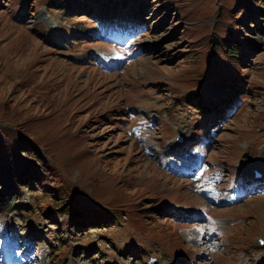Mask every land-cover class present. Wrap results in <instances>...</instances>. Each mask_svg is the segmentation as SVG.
Here are the masks:
<instances>
[{"label":"rangeland","instance_id":"374dc122","mask_svg":"<svg viewBox=\"0 0 264 264\" xmlns=\"http://www.w3.org/2000/svg\"><path fill=\"white\" fill-rule=\"evenodd\" d=\"M246 2L0 0V264H189L201 245L206 264H264V229L248 233L264 197L230 179L239 162L264 169V12L241 38L244 90L220 104L235 67L221 55L241 28L232 11ZM212 106L231 114L206 127L205 155L168 152L174 128L211 136ZM71 211L105 223L71 226Z\"/></svg>","mask_w":264,"mask_h":264},{"label":"trees","instance_id":"16d2710c","mask_svg":"<svg viewBox=\"0 0 264 264\" xmlns=\"http://www.w3.org/2000/svg\"><path fill=\"white\" fill-rule=\"evenodd\" d=\"M247 1L246 4H237L235 7H234V10L232 11V14L238 12V13H241V16H242V20H240V22H238V25L241 26V28H239V32L238 33H234L233 35H231L230 39L226 41V45H225V50L223 52V54L221 55V61L223 62V59H225V63L227 64H232L234 65V72H233V79L232 80H229V82H223V85H227L229 86V91H228V94L223 98L221 99L220 101V104H224V105H228L229 103H231L233 101V99L235 97H237L238 95L242 94L240 93L241 90H244L240 87V84L239 83L240 81L244 82V77H242L243 75L238 73V70L241 68V61L245 59V51H246V48H251L250 45H247L243 42V39L241 38H249V35L245 32V30L248 29V26H250L251 24V27L252 28H258V25H256V20H257V17H259V14H262L264 12V0H245ZM248 5H253V13H254V16L252 15V11L249 10L248 8ZM241 9V10H240ZM251 22V24L248 25V23ZM242 29V32L240 31ZM244 31V32H243ZM236 35H238L236 37ZM231 45L233 47H235L233 50H231ZM254 47H258L259 46V43L257 42L256 44L253 45ZM262 51H260L259 53H261ZM202 73H196L195 75H200ZM194 79H190V83L193 82ZM1 103V102H0ZM2 106H3V109L5 110L7 108V102H2L1 103ZM212 108L215 109L214 111V115H213V121L214 123H217L216 121H219V119H216L217 116L219 115H223V116H226L227 114H231L230 111L228 110H220V107L216 108L215 106H212ZM210 110V108H209ZM208 111V109H207ZM209 113V111H208ZM210 114V113H209ZM211 121V120H209ZM167 128L166 131H164V133L166 132L167 134V137L168 135L170 134V127L165 125ZM204 130V129H203ZM205 134H206V131H204ZM209 141H212L213 142V138L210 136L209 138L205 139L203 141V144L204 147H203V156L205 155V146L206 144L209 143ZM30 150H31V147H30ZM29 150V151H30ZM35 153V156H38L39 158L40 157V154ZM143 157V155H139V158L141 159ZM156 171H159V168L156 167ZM35 175H31V177L33 179H29L26 178H22L20 177L18 179L19 183L20 184H23V185H27L29 183H32L33 181H35L38 177L36 176V178L34 177ZM17 177H19L17 175ZM233 172L231 171L230 172V179L232 180L233 178ZM183 181V180H182ZM254 183V182H252ZM264 189H261V187L259 185H257L256 183H254L251 187H250V192H248L246 195L247 198L249 199H253V198H263L264 197V191H262ZM253 193V194H252ZM242 194V193H241ZM241 196V195H240ZM239 196V197H240ZM67 207H70L68 206V204H62L59 209H57L58 211H60V214H63V209L64 208H67ZM75 209H73L74 211ZM73 211L70 212V223L69 225L71 226H74V224H77L79 227H83V228H86L87 226H95V227H100V225L104 224V220H100V219H93L91 217H88L89 215H86L84 213H81V212H77V213H73ZM244 214H248V213H245V212H242ZM162 213L163 216H165V218L167 217H172V212L169 211V213ZM64 215V214H63ZM249 218L252 220V223H250V225L248 226V230H249V234L250 236H254L257 234V230L258 229H264V219L263 220H257L256 222H253V217L251 216V214H249ZM178 219V218H177ZM193 220V219H192ZM237 223H233L232 225H236ZM209 232H214L213 231V227L210 229ZM208 232V238H221L223 237V233L222 232H219V231H215L214 233L210 234ZM225 234H229V232H226ZM224 234V235H225ZM205 236V235H204ZM197 250L199 253L198 254H195L191 260L189 261V263H192L193 264H206V260H208V257H207V249L204 248V246H199L198 249H195ZM213 264H216V263H213Z\"/></svg>","mask_w":264,"mask_h":264},{"label":"bare ground","instance_id":"6f19581e","mask_svg":"<svg viewBox=\"0 0 264 264\" xmlns=\"http://www.w3.org/2000/svg\"><path fill=\"white\" fill-rule=\"evenodd\" d=\"M55 23H56V24H55V27H56L58 22L56 21ZM104 56H105V58H106V59H104V61H105V60H108L107 56H106V55H104ZM110 59H111V58H110ZM171 146H172V143H171ZM247 169H248V168H246V171H247ZM246 171H245V172H246ZM13 256H14V255H13ZM17 259H19V257H14V258H12V261L14 262V261H16Z\"/></svg>","mask_w":264,"mask_h":264},{"label":"water","instance_id":"95a60500","mask_svg":"<svg viewBox=\"0 0 264 264\" xmlns=\"http://www.w3.org/2000/svg\"><path fill=\"white\" fill-rule=\"evenodd\" d=\"M244 157H246V155H244ZM147 264H155V260L151 258L149 259Z\"/></svg>","mask_w":264,"mask_h":264},{"label":"snow or ice","instance_id":"6c2138e0","mask_svg":"<svg viewBox=\"0 0 264 264\" xmlns=\"http://www.w3.org/2000/svg\"><path fill=\"white\" fill-rule=\"evenodd\" d=\"M197 231H199V232L203 233V229H197ZM213 231H215V229H214V228H213ZM262 243H264V242H262Z\"/></svg>","mask_w":264,"mask_h":264}]
</instances>
